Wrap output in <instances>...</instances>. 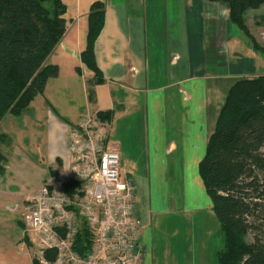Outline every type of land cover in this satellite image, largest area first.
I'll return each instance as SVG.
<instances>
[{"label":"crops","instance_id":"0c3cea01","mask_svg":"<svg viewBox=\"0 0 264 264\" xmlns=\"http://www.w3.org/2000/svg\"><path fill=\"white\" fill-rule=\"evenodd\" d=\"M96 1L106 4L94 48L101 80L82 62ZM63 2L66 33L47 61L57 66V75L21 116L9 115L0 125V138L11 141L0 143L9 162L0 174V264H34L25 210L52 171L70 167L68 135L87 111L112 112L108 140L120 147L122 165L136 184L143 264H152L151 247L157 233L166 230L155 226L161 217L187 216L192 224L198 217L212 243L220 225L200 165L227 95L240 80L234 76L242 59L256 57L231 22L228 5L207 0ZM90 80L97 82L92 103Z\"/></svg>","mask_w":264,"mask_h":264},{"label":"trees","instance_id":"16d2710c","mask_svg":"<svg viewBox=\"0 0 264 264\" xmlns=\"http://www.w3.org/2000/svg\"><path fill=\"white\" fill-rule=\"evenodd\" d=\"M207 1L227 4L231 22L246 36V11L264 5V0ZM66 12L63 0H0V125L9 115L21 116L57 75V66L47 61L66 33ZM105 12L104 2L93 3L82 53V62L95 71L97 80L103 74L96 68L94 48ZM96 84L88 81L91 103ZM98 117L109 123L112 112H99ZM0 143L11 145L8 137H1ZM8 165L0 147V174ZM200 175L220 225L211 250L215 262L264 264V74L240 79L230 89Z\"/></svg>","mask_w":264,"mask_h":264},{"label":"built area","instance_id":"2783aa9c","mask_svg":"<svg viewBox=\"0 0 264 264\" xmlns=\"http://www.w3.org/2000/svg\"><path fill=\"white\" fill-rule=\"evenodd\" d=\"M68 150L70 167L52 171L25 210L33 263L143 264L137 188L120 147L109 143L108 123L87 111Z\"/></svg>","mask_w":264,"mask_h":264},{"label":"rangeland","instance_id":"374dc122","mask_svg":"<svg viewBox=\"0 0 264 264\" xmlns=\"http://www.w3.org/2000/svg\"><path fill=\"white\" fill-rule=\"evenodd\" d=\"M143 1V0H142ZM244 26L248 30V36L241 30L244 44L251 49L255 58L249 62L246 58L242 69L236 74V79L257 78L264 74V5L259 10H247L244 16ZM256 45L260 48L257 51ZM248 52L244 54L246 57ZM229 80L227 83H230ZM223 92V89H222ZM25 207V205H24ZM179 218L164 219L156 225H163L162 233H157L153 246L150 250L152 256V264H217L214 261V256L211 253V246L214 244V239L208 241V236L202 229L205 221L198 217L191 223V220L186 217L178 216ZM163 220V221H162ZM171 224L170 226H168ZM192 224V225H191ZM191 225V226H190ZM188 226V227H187ZM198 233H195V229ZM33 238L34 235L32 234ZM35 239V238H34ZM249 241L251 239L249 238ZM213 257V259H212Z\"/></svg>","mask_w":264,"mask_h":264}]
</instances>
